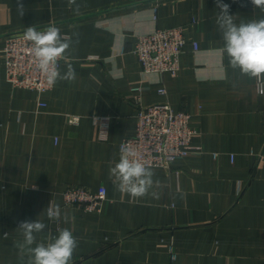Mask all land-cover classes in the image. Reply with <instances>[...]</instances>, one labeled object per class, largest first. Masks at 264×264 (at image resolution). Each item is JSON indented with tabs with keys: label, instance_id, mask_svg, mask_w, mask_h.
<instances>
[{
	"label": "crops",
	"instance_id": "1",
	"mask_svg": "<svg viewBox=\"0 0 264 264\" xmlns=\"http://www.w3.org/2000/svg\"><path fill=\"white\" fill-rule=\"evenodd\" d=\"M21 2L22 16L17 0H0V264H28L16 247L24 239L18 225L36 219L46 225L37 242L62 228L78 238L70 264H264V74L230 67L217 4L229 5L237 25L264 19V11L251 0ZM47 25L72 42L59 70L71 64L75 80L44 93L13 89L5 38ZM172 27H183L187 40L179 71L143 73L137 37ZM134 96L189 114L191 145L200 148L168 169L152 168L155 198L134 199L109 179L120 143L134 133ZM67 187H104L100 212L64 206ZM56 205L61 218L49 220Z\"/></svg>",
	"mask_w": 264,
	"mask_h": 264
},
{
	"label": "built area",
	"instance_id": "2",
	"mask_svg": "<svg viewBox=\"0 0 264 264\" xmlns=\"http://www.w3.org/2000/svg\"><path fill=\"white\" fill-rule=\"evenodd\" d=\"M197 20L193 19L192 24ZM43 28H36L44 30ZM25 30L13 32L5 38L3 66L5 79L10 86L35 90L38 93L49 91L52 86L46 76L41 73L33 61L31 43L23 39ZM187 40L183 27L157 29L151 33L137 37L133 52L142 66L143 73L174 76L180 67V56L184 52ZM193 51L198 50L196 42L191 43ZM62 59L58 61L59 69ZM257 91L262 93V81L257 80ZM165 95L166 89L160 88ZM133 105L137 107L134 133L125 137L120 143L133 148L139 158L151 168L168 169L177 159L200 151L191 145L195 131L190 127V115L182 111H174L167 102L142 105L138 96L133 97ZM78 117L69 119V123H77ZM106 189L99 187L95 192L84 188L67 187L62 192L63 205L71 209H80L86 213L100 212L106 200Z\"/></svg>",
	"mask_w": 264,
	"mask_h": 264
},
{
	"label": "clouds",
	"instance_id": "3",
	"mask_svg": "<svg viewBox=\"0 0 264 264\" xmlns=\"http://www.w3.org/2000/svg\"><path fill=\"white\" fill-rule=\"evenodd\" d=\"M251 3L264 11V0H251ZM76 4V0H69V5ZM220 9L217 16V25L224 41L222 52L229 58V65L233 70H239L242 75L258 77L264 74V19L253 20L247 23H234L229 14L228 4H217ZM79 5L75 12L79 14ZM17 11L22 16L24 6L17 0ZM23 39L31 43V54L38 70L43 73L50 86L58 81H74L75 69L67 65V71L61 74L58 66L60 59H65L66 52L71 47V41L61 35L57 26H49L38 30L29 26L23 33ZM155 175L151 166L142 162L138 153L127 145L120 148L118 162L109 168V179L117 191L127 193L134 199L143 198L151 194L154 198L157 193L150 192L159 181L153 180ZM49 220H59L61 209L59 205L47 209ZM70 217L64 214L67 223ZM46 225L40 220L22 221L18 228L22 230L23 242L17 243L22 253L27 254L28 264H70L73 254L78 247V238L68 228L59 230L58 235L47 237V242H37L36 235L44 231ZM33 245H35L33 247Z\"/></svg>",
	"mask_w": 264,
	"mask_h": 264
}]
</instances>
